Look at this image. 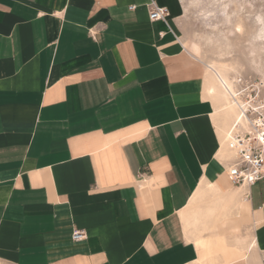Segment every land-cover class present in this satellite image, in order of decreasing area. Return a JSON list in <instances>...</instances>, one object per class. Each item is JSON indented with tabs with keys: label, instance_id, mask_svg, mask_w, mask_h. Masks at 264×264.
I'll list each match as a JSON object with an SVG mask.
<instances>
[{
	"label": "crops",
	"instance_id": "obj_1",
	"mask_svg": "<svg viewBox=\"0 0 264 264\" xmlns=\"http://www.w3.org/2000/svg\"><path fill=\"white\" fill-rule=\"evenodd\" d=\"M150 1L0 0V264H264V178Z\"/></svg>",
	"mask_w": 264,
	"mask_h": 264
},
{
	"label": "rangeland",
	"instance_id": "obj_2",
	"mask_svg": "<svg viewBox=\"0 0 264 264\" xmlns=\"http://www.w3.org/2000/svg\"><path fill=\"white\" fill-rule=\"evenodd\" d=\"M188 48L229 78L235 92H264V0H178ZM241 85V86H240Z\"/></svg>",
	"mask_w": 264,
	"mask_h": 264
},
{
	"label": "built area",
	"instance_id": "obj_3",
	"mask_svg": "<svg viewBox=\"0 0 264 264\" xmlns=\"http://www.w3.org/2000/svg\"><path fill=\"white\" fill-rule=\"evenodd\" d=\"M148 5L150 20H164L168 15L167 7L157 5L153 0ZM128 8L134 9L135 5ZM244 91V87L237 89L240 113L226 135L234 154L227 173L231 184L249 186L264 178V92L259 85ZM71 237L79 240L85 234L82 230H74Z\"/></svg>",
	"mask_w": 264,
	"mask_h": 264
},
{
	"label": "bare ground",
	"instance_id": "obj_4",
	"mask_svg": "<svg viewBox=\"0 0 264 264\" xmlns=\"http://www.w3.org/2000/svg\"><path fill=\"white\" fill-rule=\"evenodd\" d=\"M216 67L213 64L208 65L209 71L212 74H215V77L217 78V84L222 88V93L224 95V104L222 105V109L224 112H232L234 114L235 120L238 118L240 113L238 104L239 98L237 97L234 90L235 87H233V84L229 81V78L226 77L221 69L219 70Z\"/></svg>",
	"mask_w": 264,
	"mask_h": 264
}]
</instances>
